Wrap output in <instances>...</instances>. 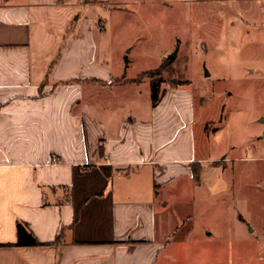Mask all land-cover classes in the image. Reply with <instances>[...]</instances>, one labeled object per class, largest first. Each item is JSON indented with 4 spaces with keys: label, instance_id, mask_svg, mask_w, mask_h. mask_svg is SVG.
Wrapping results in <instances>:
<instances>
[{
    "label": "crops",
    "instance_id": "crops-1",
    "mask_svg": "<svg viewBox=\"0 0 264 264\" xmlns=\"http://www.w3.org/2000/svg\"><path fill=\"white\" fill-rule=\"evenodd\" d=\"M225 1L264 25V0ZM74 5L0 0V264H229L213 233L196 238L194 226L167 257L170 230L159 227L171 198L184 208L202 190L228 189L212 176L228 159L196 146L193 91L164 88L156 106L129 111L124 101L145 77L97 62L94 26L79 29ZM18 222L43 243L60 242L12 246ZM196 243L212 246L209 259Z\"/></svg>",
    "mask_w": 264,
    "mask_h": 264
},
{
    "label": "rangeland",
    "instance_id": "rangeland-1",
    "mask_svg": "<svg viewBox=\"0 0 264 264\" xmlns=\"http://www.w3.org/2000/svg\"><path fill=\"white\" fill-rule=\"evenodd\" d=\"M68 1L75 4L79 29L87 21L94 26L97 62L115 74L136 78L169 60L155 76L165 81L161 89L176 80L193 91L197 148L202 155L228 159L212 172L214 186H222L221 175L227 180L226 192L215 188L207 197L202 190L197 203L187 201L184 208L174 198L168 209L159 206V227L166 221L170 230L167 257L194 226L196 238L205 237L206 230L213 233L217 253L229 264H262L264 25L246 21L241 5L225 0ZM151 83L146 76L123 106L130 101L129 111L145 110L152 101ZM120 114L130 116L124 108ZM211 248L193 246L205 261Z\"/></svg>",
    "mask_w": 264,
    "mask_h": 264
},
{
    "label": "trees",
    "instance_id": "trees-1",
    "mask_svg": "<svg viewBox=\"0 0 264 264\" xmlns=\"http://www.w3.org/2000/svg\"><path fill=\"white\" fill-rule=\"evenodd\" d=\"M170 61H164L158 69L153 70L151 72H144L141 73L135 81H140L144 77L149 76L152 78V103L154 106H156L160 100L162 95L164 94V89H161V85L163 82H165L162 78H155L157 75H161L162 72L167 68ZM118 81V80H117ZM172 84L171 87H177L179 84H181L180 81L172 80L170 81ZM101 153H103V147H101ZM197 175V172H195V176ZM17 232H18V240L16 243L10 244L12 246H37V247H44L48 246L54 243L60 242V239H57L53 243H43L37 239V237L34 235V233L31 231L29 226L24 222H18L17 223Z\"/></svg>",
    "mask_w": 264,
    "mask_h": 264
}]
</instances>
